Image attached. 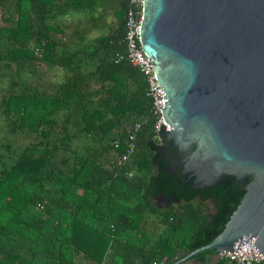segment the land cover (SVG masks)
<instances>
[{
	"label": "trees",
	"instance_id": "1",
	"mask_svg": "<svg viewBox=\"0 0 264 264\" xmlns=\"http://www.w3.org/2000/svg\"><path fill=\"white\" fill-rule=\"evenodd\" d=\"M127 4L0 0V259L168 264L219 233L234 205L224 197L209 221L198 194L167 207L151 199L147 144L160 142L125 56ZM137 121L133 153L117 164Z\"/></svg>",
	"mask_w": 264,
	"mask_h": 264
},
{
	"label": "water",
	"instance_id": "2",
	"mask_svg": "<svg viewBox=\"0 0 264 264\" xmlns=\"http://www.w3.org/2000/svg\"><path fill=\"white\" fill-rule=\"evenodd\" d=\"M139 42L162 88L157 168L149 195L167 207L194 194L209 221L224 197L234 201L201 253L264 256V0H143Z\"/></svg>",
	"mask_w": 264,
	"mask_h": 264
},
{
	"label": "built area",
	"instance_id": "3",
	"mask_svg": "<svg viewBox=\"0 0 264 264\" xmlns=\"http://www.w3.org/2000/svg\"><path fill=\"white\" fill-rule=\"evenodd\" d=\"M143 0H128L127 7L123 14V26L125 43V56L131 65L135 66L145 81L144 94L150 98L151 106L150 113L154 116V128L158 131V126L162 125L164 130H169V126L163 121L160 109L163 108L162 88L158 87L157 81L154 77V62L146 55L141 49V45L138 37V30L140 25L141 7ZM143 121L134 122L132 125L126 128V138L124 140V150L116 158L117 164L127 162L134 150V139L136 132L140 128ZM128 177L131 176L130 171L126 172ZM38 207H41L40 203H37ZM255 237L253 236L247 249L240 254L228 253L227 251L216 253L215 256L218 259H223L230 264H264V256L257 254L251 245ZM161 263V262H159Z\"/></svg>",
	"mask_w": 264,
	"mask_h": 264
},
{
	"label": "crops",
	"instance_id": "4",
	"mask_svg": "<svg viewBox=\"0 0 264 264\" xmlns=\"http://www.w3.org/2000/svg\"><path fill=\"white\" fill-rule=\"evenodd\" d=\"M54 71L59 72L58 69H54ZM218 258L215 256V254L213 256H210V258L206 259V260H199L196 258H193L187 262H185L184 264H214L215 261ZM2 261V263L5 262V264H45L44 260L42 258L40 259H29L28 257H18L15 256L12 258H8L6 260L4 259H0Z\"/></svg>",
	"mask_w": 264,
	"mask_h": 264
},
{
	"label": "flooded vegetation",
	"instance_id": "5",
	"mask_svg": "<svg viewBox=\"0 0 264 264\" xmlns=\"http://www.w3.org/2000/svg\"><path fill=\"white\" fill-rule=\"evenodd\" d=\"M154 201V200H153ZM157 205H159V204H161L162 202H159V203H157V201H154ZM204 202H206V201H204ZM207 203V207L210 209V207H209V203L208 202H206Z\"/></svg>",
	"mask_w": 264,
	"mask_h": 264
},
{
	"label": "rangeland",
	"instance_id": "6",
	"mask_svg": "<svg viewBox=\"0 0 264 264\" xmlns=\"http://www.w3.org/2000/svg\"><path fill=\"white\" fill-rule=\"evenodd\" d=\"M1 132H2V130H1V122H0V139L2 138L1 137Z\"/></svg>",
	"mask_w": 264,
	"mask_h": 264
},
{
	"label": "bare ground",
	"instance_id": "7",
	"mask_svg": "<svg viewBox=\"0 0 264 264\" xmlns=\"http://www.w3.org/2000/svg\"><path fill=\"white\" fill-rule=\"evenodd\" d=\"M194 256H196V255H194ZM195 258V257H194Z\"/></svg>",
	"mask_w": 264,
	"mask_h": 264
}]
</instances>
